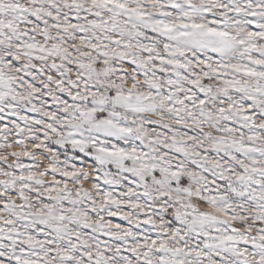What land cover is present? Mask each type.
Masks as SVG:
<instances>
[{
	"label": "snow or ice",
	"instance_id": "snow-or-ice-1",
	"mask_svg": "<svg viewBox=\"0 0 264 264\" xmlns=\"http://www.w3.org/2000/svg\"><path fill=\"white\" fill-rule=\"evenodd\" d=\"M0 264H264V0H0Z\"/></svg>",
	"mask_w": 264,
	"mask_h": 264
}]
</instances>
